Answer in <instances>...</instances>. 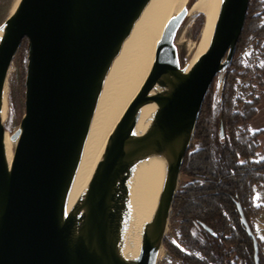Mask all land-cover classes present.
Masks as SVG:
<instances>
[{"label":"water","instance_id":"obj_1","mask_svg":"<svg viewBox=\"0 0 264 264\" xmlns=\"http://www.w3.org/2000/svg\"><path fill=\"white\" fill-rule=\"evenodd\" d=\"M151 1L19 0L0 23V264H158L204 102L215 78L234 59L251 0H220L207 48L190 70L182 65L176 42L190 0L170 18L146 81L68 215L105 85ZM25 41V107L10 131L9 160L6 88ZM146 104L154 110L137 134ZM218 132L225 139L223 120ZM152 159L164 163L161 194L139 255L126 258L122 235L131 179ZM238 209L259 264V241L241 204Z\"/></svg>","mask_w":264,"mask_h":264},{"label":"trees","instance_id":"obj_2","mask_svg":"<svg viewBox=\"0 0 264 264\" xmlns=\"http://www.w3.org/2000/svg\"><path fill=\"white\" fill-rule=\"evenodd\" d=\"M194 1L190 0V7ZM205 18L202 14L197 21L198 30L203 28ZM251 40L264 52V0L250 2L221 97L217 101L209 91L185 159L183 171L195 180L177 192L173 209L181 219V237L191 251L186 252L170 240L164 242L168 251L184 264H256L253 238L241 223L238 204L259 241V264H264V240L255 226L263 205L254 197L264 187V145L259 139L264 128H250V121L258 114L261 95L250 92L245 97L237 93L239 80L252 74L239 56ZM257 76L263 85L264 68ZM221 120L225 139L218 132Z\"/></svg>","mask_w":264,"mask_h":264},{"label":"bare ground","instance_id":"obj_3","mask_svg":"<svg viewBox=\"0 0 264 264\" xmlns=\"http://www.w3.org/2000/svg\"><path fill=\"white\" fill-rule=\"evenodd\" d=\"M18 2L19 0H16L13 10ZM187 3L188 0H152L127 40L100 98L80 169L72 188L68 215L72 214L86 192L109 136L146 81L170 18L182 12ZM219 4L220 0H196L190 7L189 13L197 11L205 13L206 29L200 47L190 56L192 58L187 64L188 70L200 60L207 48L213 26H215ZM189 24L188 21L180 29L176 38L177 43L183 44ZM8 109L6 88L7 116H9ZM153 110L152 104H146L141 108L136 126L137 134L146 128ZM13 148L14 141L8 131L6 150L9 160L12 157ZM164 174V163L160 159H152L144 163L133 174L130 183V207L122 235L123 253L126 258H135L140 253L144 231L149 226L159 201Z\"/></svg>","mask_w":264,"mask_h":264},{"label":"rangeland","instance_id":"obj_4","mask_svg":"<svg viewBox=\"0 0 264 264\" xmlns=\"http://www.w3.org/2000/svg\"><path fill=\"white\" fill-rule=\"evenodd\" d=\"M15 2L16 0H0V23L9 16L11 11H13ZM202 14L205 13L199 11L188 13L184 23L181 26V28L185 26L188 21L190 23L188 30L185 33L186 39L184 38L183 44L177 43L179 46L182 65L188 64L189 60L192 58L190 57L191 54L193 55L196 52L204 40V30L206 29L205 22L201 30H198L196 27V23L199 19H201ZM257 44L258 43H256L254 40H251L239 55L241 62L252 69V74L248 78L240 79V83L237 85V93L240 96L247 97V94L250 92H254L256 95H261V103L258 106V114L253 118V120L250 121V128L252 130H260L264 128V77L262 78L263 85H261V83H259L257 80V72L264 68V52L258 49ZM263 44L264 41L262 42V45ZM26 47L27 46L23 44L22 48L17 53L11 66V72L9 75L10 77L8 78L7 100L9 116L6 122V128L9 129V131H12L18 126L25 107ZM226 73L227 70L224 73L218 75L210 89L217 101L221 97ZM223 76L224 81H222ZM259 139L264 145V135H262ZM183 170L179 180L178 191L181 190L186 184L195 180V177L190 175L188 172H184ZM254 197L258 204L263 205V209L255 218V226L257 234L264 240V187L259 189L255 193ZM166 239L174 242L186 252L191 251L190 248L186 246L181 237V219L176 216V211L174 209L172 210L168 224ZM158 264L184 263L177 259L172 253H170L164 245L159 255Z\"/></svg>","mask_w":264,"mask_h":264},{"label":"crops","instance_id":"obj_5","mask_svg":"<svg viewBox=\"0 0 264 264\" xmlns=\"http://www.w3.org/2000/svg\"><path fill=\"white\" fill-rule=\"evenodd\" d=\"M9 130V129H8ZM10 130H12V129H10Z\"/></svg>","mask_w":264,"mask_h":264},{"label":"built area","instance_id":"obj_6","mask_svg":"<svg viewBox=\"0 0 264 264\" xmlns=\"http://www.w3.org/2000/svg\"><path fill=\"white\" fill-rule=\"evenodd\" d=\"M10 132V131H9Z\"/></svg>","mask_w":264,"mask_h":264}]
</instances>
